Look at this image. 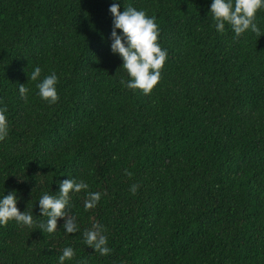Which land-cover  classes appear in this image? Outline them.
Segmentation results:
<instances>
[{"label":"trees","instance_id":"trees-1","mask_svg":"<svg viewBox=\"0 0 264 264\" xmlns=\"http://www.w3.org/2000/svg\"><path fill=\"white\" fill-rule=\"evenodd\" d=\"M212 2L0 0L9 129L0 199L15 192L36 222L0 225V264H59L67 247L74 257L64 264H264V9L261 36L236 37L228 24L217 30ZM113 3L155 17L167 59L150 95L126 86L131 78L111 50ZM36 67L41 77L31 81ZM52 73L55 104L37 88ZM69 179L89 186L70 193L66 209L79 231L67 234L61 218L47 233L38 201ZM88 192L101 193L91 210ZM94 224L107 256L84 242Z\"/></svg>","mask_w":264,"mask_h":264},{"label":"clouds","instance_id":"clouds-1","mask_svg":"<svg viewBox=\"0 0 264 264\" xmlns=\"http://www.w3.org/2000/svg\"><path fill=\"white\" fill-rule=\"evenodd\" d=\"M264 9V0H213L211 14L215 26L219 32H224L225 24L231 26L236 37L247 31L261 36L260 28L256 21V15ZM113 15V30L111 33V50L118 54L123 60L122 68L126 70L131 78L127 87L133 90H141L145 95H150L161 79V72L167 59V52L163 50L158 42L159 29L155 17L147 16L143 10H136L134 7L125 6L123 13L119 4L113 3L110 7ZM117 30L123 33L118 34ZM41 68L36 67L32 71L29 80L37 81L41 77ZM29 76V75H28ZM58 79L55 73L44 77L37 83L40 97L49 104H55L59 100L56 90ZM124 84L125 81L121 80ZM21 98L27 102L28 88L25 85H18ZM5 109H0V141L8 136V121L5 116ZM131 175L130 173H126ZM88 184L75 179L64 180L60 183V190L57 195L44 194L39 199L40 212L47 217V223H40L39 227L47 233H55L58 229V220H65L64 229L67 234L77 233L78 225L75 217L70 216L66 209L70 205V193H80L88 189ZM138 190L137 185H132L130 191L133 195ZM101 199L100 192H88L84 201L85 210L94 209ZM16 221L21 227L33 228L36 222L33 215L28 211L23 213L17 207L16 193L12 192L0 199V225L7 226L9 221ZM84 242L95 250V253L107 256L110 249L107 247V237L103 234V228L94 224L91 230L83 233ZM74 257V250L71 247L64 248L59 256V264Z\"/></svg>","mask_w":264,"mask_h":264}]
</instances>
